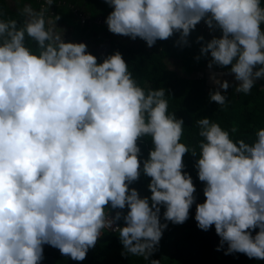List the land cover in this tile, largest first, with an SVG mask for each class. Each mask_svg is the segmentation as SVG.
I'll return each instance as SVG.
<instances>
[{"label":"clouds","instance_id":"obj_1","mask_svg":"<svg viewBox=\"0 0 264 264\" xmlns=\"http://www.w3.org/2000/svg\"><path fill=\"white\" fill-rule=\"evenodd\" d=\"M106 2L113 8L108 31L140 38L149 48L174 33L186 44L203 20L220 32L200 49L210 54L209 68L230 65L237 93L249 94L264 78L261 0ZM45 11L26 5L22 27L0 19V264H40L45 244L83 261L109 229L127 253L149 260L167 227L161 206L166 221L183 224L194 203L183 161L189 152L204 183L197 227L214 225L226 255L264 260V128L252 143L233 141L220 124L201 118L197 156L196 147L181 142L184 121L168 112L164 88L139 86L118 51L98 63L85 43L64 40L59 16L46 25ZM26 36L36 50L26 46ZM213 79L225 91L230 87ZM210 99L226 104L220 91ZM145 137L152 147L142 159ZM141 174L150 178V196L130 187ZM116 209L127 211L112 215ZM121 219L123 226L116 223Z\"/></svg>","mask_w":264,"mask_h":264},{"label":"trees","instance_id":"obj_2","mask_svg":"<svg viewBox=\"0 0 264 264\" xmlns=\"http://www.w3.org/2000/svg\"><path fill=\"white\" fill-rule=\"evenodd\" d=\"M26 5L35 11L45 8L46 25L48 18L59 16L60 19L55 20L57 30H63V36L69 33L73 41L107 43V48L101 52L95 47L89 46L87 49L97 57L98 63L118 51L139 86L145 90L164 88L169 104L168 112L184 121L181 142L190 149L196 147L197 156L200 151L198 144L203 138L199 136L196 122L201 118L207 117L220 124L230 132L233 141L243 139L246 143H252L256 139L257 130L264 128V78L254 81V87L249 94L237 93V82H228L230 87L227 91L212 86L206 68L230 72L231 66L212 64L211 68L208 67L210 54L202 55L200 49L213 36L219 37L220 32L215 28L209 29L203 20L186 38V44L178 43L180 34L174 33L167 40H157L149 48L140 38L132 40L108 31L106 18L113 8L106 0H53L50 6L45 4V0H0V19H15L17 26L22 27L27 18L22 14ZM261 6L264 7V0H261ZM261 29L264 31V24ZM198 36H203L204 39L197 41ZM25 43L36 50L35 41L27 36ZM170 60H174L175 64L172 65ZM214 91L225 95V106L210 99V94ZM233 127L236 128L235 133L231 132ZM140 147L142 159H147L152 147L151 138H142ZM183 161L186 166L184 170L191 175L196 188L193 194L194 203L183 224L166 221L163 216L165 208L161 206L160 223L167 224V227L162 229V238L149 260L127 253L120 242L119 233L104 230L95 247L89 249L85 260L75 261L68 257L65 264H149L151 259L159 260L160 264H264V260L250 259L242 253L226 255L228 245L226 242L220 245L221 238L216 235L214 225L207 231L197 227L194 218L195 206L196 203H203L205 199L204 183L197 176L196 157L189 152L184 155ZM149 181V177L141 174L140 179L130 187L136 188L141 197L150 196L147 188ZM116 211L126 214L127 209H116L112 214ZM117 222L123 226L122 219ZM257 231L258 229L253 230L252 235Z\"/></svg>","mask_w":264,"mask_h":264},{"label":"rangeland","instance_id":"obj_3","mask_svg":"<svg viewBox=\"0 0 264 264\" xmlns=\"http://www.w3.org/2000/svg\"><path fill=\"white\" fill-rule=\"evenodd\" d=\"M172 65L175 64L174 60H170ZM207 69V72L210 76V80L212 81V86L219 88V84L214 82L213 77L216 80H220V81H228L230 82H237L240 83L239 81L235 80L234 74L231 73L227 76V78L225 77V75H220L221 72H218V70L216 69ZM68 260L67 256H63L59 250L55 247H52L50 245L45 244L43 246V259L41 261L46 262L48 264H65V262Z\"/></svg>","mask_w":264,"mask_h":264},{"label":"crops","instance_id":"obj_4","mask_svg":"<svg viewBox=\"0 0 264 264\" xmlns=\"http://www.w3.org/2000/svg\"><path fill=\"white\" fill-rule=\"evenodd\" d=\"M63 38H64V40L66 41V42H77V41H73V40H71V36L69 35V33H67V34H65L64 36H63ZM78 42H83V43H85L86 45H87V49H89V46L90 47H92V48H97L100 52L103 50H105L106 48H107V46H108V44L107 43H99V44H97L98 42H96V41H93L92 43L90 42V44H88L86 41H83V40H81V41H78ZM96 44V45H95ZM218 72H221V74L220 75H225V77L227 78V76L229 75V74H231V72H224V71H219L218 70ZM211 81V80H210ZM211 84H212V81H211Z\"/></svg>","mask_w":264,"mask_h":264},{"label":"built area","instance_id":"obj_5","mask_svg":"<svg viewBox=\"0 0 264 264\" xmlns=\"http://www.w3.org/2000/svg\"><path fill=\"white\" fill-rule=\"evenodd\" d=\"M113 215V214H112ZM117 224H119L118 222H116ZM106 231H109V232H112V233H115L114 231H112V230H106Z\"/></svg>","mask_w":264,"mask_h":264},{"label":"water","instance_id":"obj_6","mask_svg":"<svg viewBox=\"0 0 264 264\" xmlns=\"http://www.w3.org/2000/svg\"><path fill=\"white\" fill-rule=\"evenodd\" d=\"M40 264H48V263H46V262H43V261H40Z\"/></svg>","mask_w":264,"mask_h":264}]
</instances>
